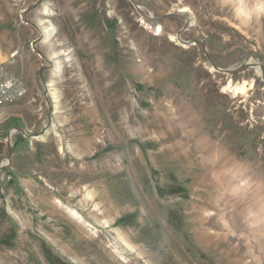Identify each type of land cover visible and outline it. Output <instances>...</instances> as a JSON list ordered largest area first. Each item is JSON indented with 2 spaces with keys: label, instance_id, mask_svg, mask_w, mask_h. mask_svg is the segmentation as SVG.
<instances>
[{
  "label": "rangeland",
  "instance_id": "obj_1",
  "mask_svg": "<svg viewBox=\"0 0 264 264\" xmlns=\"http://www.w3.org/2000/svg\"><path fill=\"white\" fill-rule=\"evenodd\" d=\"M257 65L264 0H0V66L28 90L0 109V262L264 264ZM231 80L256 81L248 102Z\"/></svg>",
  "mask_w": 264,
  "mask_h": 264
},
{
  "label": "bare ground",
  "instance_id": "obj_2",
  "mask_svg": "<svg viewBox=\"0 0 264 264\" xmlns=\"http://www.w3.org/2000/svg\"><path fill=\"white\" fill-rule=\"evenodd\" d=\"M137 9L139 11H145L146 9L143 8V7H137ZM43 13L47 16H52L54 15V13L51 11L50 8H48L47 6L44 7L43 9ZM151 19H154L155 18V15L153 13H150V15H148ZM54 24H52L51 22L48 23V25L44 26V30L45 32L43 33L44 35V39L43 41H49L51 39V37L55 34V32H53L52 30L50 31V29H54ZM144 25L146 26V29H150L151 28V25L149 23H147L145 20H144ZM151 30H153V32L155 33V35L157 37H162L164 36V29L162 28V26H159L158 28H151ZM170 40L172 43H175L177 46H181L182 48H185V49H188L190 48V46H193L195 44H187L186 42H184L181 38H180V35H171L170 36ZM36 51V50H34ZM18 54V53H17ZM58 55V54H57ZM56 53H54L53 55V60L51 61L53 63V68H52V71L55 75H60L61 73V69H62V63L63 61L61 59H59L57 57ZM24 57V56H23ZM66 60L70 61L71 60V57L69 56ZM248 65H252L254 63L252 62H248L247 63ZM255 69L257 71V74L260 76V77H264V70L259 66H255ZM211 71L213 73H219L221 72L220 69H217L215 67H211ZM255 83L256 81L255 80H252V81H243V82H240V83H237L235 84L232 80L229 82V84L224 88V93L226 94H232L235 98H238V97H242L244 99L245 102H248V99L250 98V93L255 89ZM54 81H51L49 82L47 85H46V92H49V95L52 99H53V102L55 103L54 104V113L57 112L58 110V102H59V96L57 95V93L55 92L54 90ZM51 106V105H50ZM256 106V105H255ZM255 110V109H254ZM254 114V112H253ZM6 115V112L0 114V119L3 118L4 116ZM252 119L254 120V115H252ZM45 127H46V130L40 134V135H35V136H32L31 137V140H36V141H40V140H45L46 137L48 135H50L53 131V129L55 128V123H45ZM18 133V130L14 129L11 131L10 133V142L12 143L13 145V137ZM60 151L61 152H64V147L61 145L60 146ZM10 165V160L9 159H6L3 161L2 163V166L4 167H7ZM58 203L61 205V207L65 208L66 209V212L68 213V215L75 221H77L78 223L80 224H83L85 227L89 228V227H92L91 225H89V222L85 219V217L78 211L76 210L75 208H72V207H66L64 206V204L61 202V201H58ZM94 230V229H93ZM0 264H2L0 262Z\"/></svg>",
  "mask_w": 264,
  "mask_h": 264
},
{
  "label": "built area",
  "instance_id": "obj_3",
  "mask_svg": "<svg viewBox=\"0 0 264 264\" xmlns=\"http://www.w3.org/2000/svg\"><path fill=\"white\" fill-rule=\"evenodd\" d=\"M27 94L28 90L24 80L20 76L0 66V109L24 99ZM130 96L134 99L137 98L138 93L136 88L132 87L130 89Z\"/></svg>",
  "mask_w": 264,
  "mask_h": 264
},
{
  "label": "crops",
  "instance_id": "obj_4",
  "mask_svg": "<svg viewBox=\"0 0 264 264\" xmlns=\"http://www.w3.org/2000/svg\"><path fill=\"white\" fill-rule=\"evenodd\" d=\"M23 100V99H22ZM21 100V101H22ZM21 101H19L20 103L19 104H17V103H15V104H13L12 106L10 105V106H6V107H4V109H8V110H12V109H14V108H16L17 107V105H22V103H23V101L21 102ZM16 106V107H15ZM17 115H19V114H13L12 116H15V118L16 117H18ZM33 128H35V130H34V132L32 131L31 132V130L29 131H27V132H29V133H37V132H40V131H42L43 129H44V127L43 126H41L40 124H36V125H34V127ZM37 131V132H36ZM40 149H41V147H40ZM41 157H39V159H40ZM2 262V261H1Z\"/></svg>",
  "mask_w": 264,
  "mask_h": 264
},
{
  "label": "water",
  "instance_id": "obj_5",
  "mask_svg": "<svg viewBox=\"0 0 264 264\" xmlns=\"http://www.w3.org/2000/svg\"><path fill=\"white\" fill-rule=\"evenodd\" d=\"M22 133H26V132H25V131H22ZM3 169H4V168H2V167L0 166V174L2 173Z\"/></svg>",
  "mask_w": 264,
  "mask_h": 264
},
{
  "label": "clouds",
  "instance_id": "obj_6",
  "mask_svg": "<svg viewBox=\"0 0 264 264\" xmlns=\"http://www.w3.org/2000/svg\"><path fill=\"white\" fill-rule=\"evenodd\" d=\"M211 162V161H210ZM262 222H264V221H262ZM253 227H255V224L253 225Z\"/></svg>",
  "mask_w": 264,
  "mask_h": 264
}]
</instances>
